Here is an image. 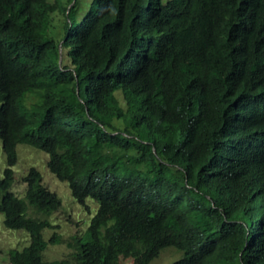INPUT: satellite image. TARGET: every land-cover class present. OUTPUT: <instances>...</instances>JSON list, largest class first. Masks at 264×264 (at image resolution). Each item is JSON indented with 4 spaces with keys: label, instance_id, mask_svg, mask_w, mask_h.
<instances>
[{
    "label": "trees",
    "instance_id": "obj_1",
    "mask_svg": "<svg viewBox=\"0 0 264 264\" xmlns=\"http://www.w3.org/2000/svg\"><path fill=\"white\" fill-rule=\"evenodd\" d=\"M0 142L9 264H264V0H0ZM18 144L97 202L71 257Z\"/></svg>",
    "mask_w": 264,
    "mask_h": 264
},
{
    "label": "rangeland",
    "instance_id": "obj_2",
    "mask_svg": "<svg viewBox=\"0 0 264 264\" xmlns=\"http://www.w3.org/2000/svg\"><path fill=\"white\" fill-rule=\"evenodd\" d=\"M90 1V0H87ZM88 5H86V9ZM60 15V14H59ZM57 15V16H59ZM61 17V16H60ZM17 161L12 167L14 171V182L10 190L18 196H22L25 190V183L22 177L26 174L29 167H35L42 176V183L50 191L55 192L60 199L61 206L52 212L48 219L51 224L57 228H47L43 230V236L46 240L52 235L53 231L60 234V242H50L43 252L45 260L66 259L71 257L72 248L67 242H72L86 232L91 216L97 210V202L91 198H86L85 205L88 209L78 203L71 195L68 184L61 181L52 174L47 166L48 155L34 147L25 144L16 146ZM5 154L1 148L0 142V176L5 168ZM3 176V175H2ZM29 213L33 214L32 209ZM29 234L22 229H8L3 225V214L0 212V264H9L8 252L13 248H21L28 245ZM181 257V252L172 247H168L160 252L157 258L149 264H171ZM120 264H132L130 259H120Z\"/></svg>",
    "mask_w": 264,
    "mask_h": 264
},
{
    "label": "bare ground",
    "instance_id": "obj_3",
    "mask_svg": "<svg viewBox=\"0 0 264 264\" xmlns=\"http://www.w3.org/2000/svg\"><path fill=\"white\" fill-rule=\"evenodd\" d=\"M119 98H121V96H120ZM5 164H6V161H5ZM63 181H64V180H63Z\"/></svg>",
    "mask_w": 264,
    "mask_h": 264
}]
</instances>
